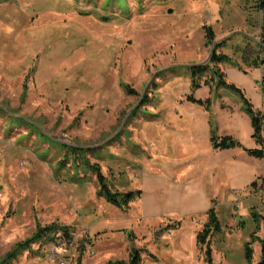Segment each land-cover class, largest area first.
<instances>
[{
  "label": "rangeland",
  "instance_id": "1",
  "mask_svg": "<svg viewBox=\"0 0 264 264\" xmlns=\"http://www.w3.org/2000/svg\"><path fill=\"white\" fill-rule=\"evenodd\" d=\"M106 1L0 0V260L38 225L55 224L70 228V248L53 254L57 240L42 239L11 264H58L57 255L64 264L127 261L130 246L141 264H208L206 247L196 244L204 216L145 219L138 200L123 212L97 196L83 154L79 165L59 144L87 150L111 189L127 192L141 156L132 128L147 116L155 86L169 69L207 63L222 41L217 53L249 57L241 16L260 26L256 0ZM204 26L216 35L210 45ZM253 212L264 215V194L217 212L221 231L207 246L212 264H247L246 242L250 264L257 262L262 225Z\"/></svg>",
  "mask_w": 264,
  "mask_h": 264
},
{
  "label": "crops",
  "instance_id": "2",
  "mask_svg": "<svg viewBox=\"0 0 264 264\" xmlns=\"http://www.w3.org/2000/svg\"><path fill=\"white\" fill-rule=\"evenodd\" d=\"M258 15L261 22L259 12ZM241 22L246 41L256 47L260 43V26L248 22L245 15ZM204 55L198 63L205 61ZM233 61L235 65L220 66L227 82L240 88L264 116V65L253 67L241 59ZM187 71L168 70L169 76L159 82L161 87L153 89L155 99L147 103V116L137 118L132 128V140L140 146L141 156L127 192H141L136 207L145 219H190L204 216L211 207L219 213L235 200L264 194V159L245 152L260 146L252 137L251 121L239 98L220 90V98L212 100L210 111L188 102ZM177 84L180 92H175ZM193 96L204 101L213 95L208 86H202ZM213 128L216 136L231 137L241 147L215 149L211 143ZM257 251L260 256V249Z\"/></svg>",
  "mask_w": 264,
  "mask_h": 264
},
{
  "label": "trees",
  "instance_id": "3",
  "mask_svg": "<svg viewBox=\"0 0 264 264\" xmlns=\"http://www.w3.org/2000/svg\"><path fill=\"white\" fill-rule=\"evenodd\" d=\"M89 1H97V0H89ZM119 3V0H117ZM111 1L107 0L106 4H110ZM256 10L260 13L261 16V25H260V43L256 45V47L251 46L250 42H245L243 45L244 54H250L249 57L244 55L242 62L247 63L249 66L258 67L264 65V0H256ZM204 29L207 30L205 38L206 44L210 45L211 42L214 41L215 35L210 28L204 26ZM221 43L215 44L208 58L207 63L205 64H194L187 66V70L189 72L190 78V93L186 96V100L190 103L199 105L205 110L210 111L212 98H208L204 101L197 100L194 98L193 93L202 86H208L210 91H213V95L216 98H219V90H225L230 93L237 95L240 100L241 107L243 112L250 118L251 126L253 129L252 137L256 140V143L260 146L259 149H245V152L254 158L264 159V138L262 136L263 132V121L264 116L260 111L256 110L250 100L246 98L243 91L235 86L232 83L227 82L225 73L220 69L221 64H230L235 65V62L232 58L227 55L217 53V48ZM206 45V46H207ZM252 57L254 60L248 62L247 59ZM247 58V59H246ZM123 89L127 93V95H136L135 91L131 90L128 86L122 85ZM147 100L143 97L140 106L146 105ZM211 143L215 149H231L235 147H241V145L232 139L231 137H218L215 134L214 128L211 129ZM59 147L63 150H67L69 152L75 153L78 159L76 160L80 163L82 158L77 153L83 154L85 161L83 165H86L95 176L96 185H97V196L103 198L108 204L111 206L123 211L127 212L129 210V205L140 199L141 192L139 190L128 191V192H119L113 191L110 185L107 183L106 178L102 175L101 169L97 164H91L84 156V153L87 150H81L77 148H72L70 146H66L64 144H59ZM75 183H80L81 180L74 178ZM205 223L203 228L198 231L196 235V244L201 248L206 247L205 254L207 256V263L212 264L210 259V249L208 246V240L213 234H219L221 231V225L219 219L217 218L215 209L211 207L204 214ZM253 219L258 223L261 222L262 225V236L258 239L260 245V256L259 260L256 264H264V215H258L253 212ZM180 221L176 222L175 225L179 226ZM70 228L67 226H58L55 224L41 227L37 226L34 233L27 238L26 240L16 243L12 249L5 255L4 258L0 260V264H11L12 261L16 259V257L22 252L29 250L31 245L34 243L42 241L45 239L47 241L54 240V235L56 233H61V236L65 239H71L69 235ZM252 239L255 238L254 235L251 236ZM83 249V247H82ZM244 260L247 264H250L252 261V249L250 248V243L246 242L244 244ZM104 264H141L140 251L135 247H131L129 249L128 260H110Z\"/></svg>",
  "mask_w": 264,
  "mask_h": 264
},
{
  "label": "built area",
  "instance_id": "4",
  "mask_svg": "<svg viewBox=\"0 0 264 264\" xmlns=\"http://www.w3.org/2000/svg\"><path fill=\"white\" fill-rule=\"evenodd\" d=\"M72 239L73 238L65 239L60 235V233H56L54 235V241L57 240V242L55 244H53L51 247V251L53 252V254H56L54 252H57L56 246H59V248H62V247L63 248H70L73 245ZM57 261H58V264H64V258L61 257V255H57Z\"/></svg>",
  "mask_w": 264,
  "mask_h": 264
},
{
  "label": "water",
  "instance_id": "5",
  "mask_svg": "<svg viewBox=\"0 0 264 264\" xmlns=\"http://www.w3.org/2000/svg\"><path fill=\"white\" fill-rule=\"evenodd\" d=\"M168 12L170 13V10H168Z\"/></svg>",
  "mask_w": 264,
  "mask_h": 264
}]
</instances>
